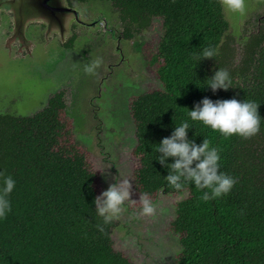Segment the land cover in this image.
<instances>
[{"label": "trees", "instance_id": "16d2710c", "mask_svg": "<svg viewBox=\"0 0 264 264\" xmlns=\"http://www.w3.org/2000/svg\"><path fill=\"white\" fill-rule=\"evenodd\" d=\"M111 1L127 25L163 19L153 57L161 86L136 96L130 108L139 160L135 189L149 198L187 193L170 223L180 245L172 264H264V28L241 49L234 36L223 39L229 22L222 0ZM209 46L215 57L199 62ZM218 68L229 70L232 85L213 93L205 80ZM204 97L256 101L260 131L225 137L191 121L187 113ZM184 120L193 126L189 138L198 144L207 138L220 150L221 170L237 178L227 195L205 201V190L191 182L177 191L165 180L155 144ZM87 157L59 94L34 116L0 119V171L16 180L12 211L0 218V264H134L114 244L113 221L97 228V174Z\"/></svg>", "mask_w": 264, "mask_h": 264}, {"label": "rangeland", "instance_id": "374dc122", "mask_svg": "<svg viewBox=\"0 0 264 264\" xmlns=\"http://www.w3.org/2000/svg\"><path fill=\"white\" fill-rule=\"evenodd\" d=\"M246 2H252V7L246 6L243 14H237L230 12L224 5V15L229 22V28L224 35L223 39L226 41L228 35L235 36L237 28L239 27V33H248V31L254 29L253 22L254 17L257 15L258 10L264 11V0H246ZM68 3V2H67ZM223 4V2H222ZM95 18L104 15L105 19L109 20V23L118 24L119 17L111 7L109 2L97 4L96 7L90 8ZM110 14V15H109ZM99 15V16H98ZM239 17V18H238ZM161 18H156L151 27L144 32L142 39L149 41L156 46V43L162 37ZM98 23V21H97ZM0 24H5L0 19ZM71 20L68 21L65 26L71 30ZM99 30L105 33V21L99 23ZM161 30V31H160ZM3 28L0 29V65H3V55H10L12 39L9 36L3 35ZM69 35V33H68ZM108 42H113V36H106ZM235 39V37H234ZM84 43V40L81 39ZM122 41H119L121 43ZM123 43H127L126 41ZM129 47H132V43L128 42ZM243 48V44L239 45ZM106 48L105 46H103ZM10 48V49H9ZM6 52V53H5ZM65 53L64 49L61 51L60 48H56L53 51L46 49L43 55L38 56L34 53L33 56L26 57L23 60V66H19L20 71H24L27 67L33 68L34 75H47L49 73L54 74L56 77L59 72L51 71L56 63L54 54L61 56ZM142 58V57H141ZM52 59V60H50ZM84 60V58H82ZM12 64H8L6 71L10 78L16 76L15 70L11 67ZM3 68V66H2ZM79 68V66H78ZM152 69V67H150ZM148 68V81L136 82L130 76L124 75L119 72L114 78V83L118 84L112 90L115 92L120 100L117 109L120 110L119 114L126 120V124L118 125L112 121L118 120L117 114L114 111V106L110 102H105L104 107L110 109L111 114L104 116L102 114H95L93 110H84L83 108L88 107V98L80 99V94H74L67 92V115L73 124V133L78 140L82 141L87 152V160L91 165V168L96 172V185L99 195L101 192L106 190L111 183H115L114 177L128 179L131 181L132 189L130 199L126 200L122 206L123 210L119 214L118 218L113 220V237L114 244L118 249L125 250V252L133 259L134 264H172V258L180 249L178 235L170 228V223L175 215V205L178 201L187 196V193L175 194L173 192H161L156 196L149 198L154 206L155 212L148 216L143 215L141 212L142 204L139 201L141 193L138 189H135L133 184V172L139 164L138 158L135 156L133 150L136 145L135 138V123L132 120L128 103L131 96L137 95L148 90H153L161 86L160 81L156 78V70H150ZM98 69V68H97ZM99 70V69H98ZM64 73L62 71L61 75ZM6 74V73H5ZM99 75V74H98ZM22 76V75H21ZM92 83L97 80L95 74H92ZM22 80L19 82L18 92L23 97L25 105L29 108V112L36 113L47 105L50 94L53 92L54 84L51 82L47 86L45 84L34 81L30 74L22 76ZM57 78V77H56ZM89 84H85V88ZM32 89H35L33 94ZM41 94L39 95V93ZM91 95V94H90ZM0 94V105L4 100ZM28 97V99H27ZM103 102V100H102ZM116 102V101H115ZM80 110L84 114L83 119L75 120L74 117L79 116L74 110ZM69 112V113H68ZM95 117H94V114ZM103 119V124L98 128V118ZM105 117V119H104ZM73 121H72V120ZM83 120V121H80ZM116 122H119L116 121ZM120 123V122H119ZM156 198V199H155ZM155 199V200H153Z\"/></svg>", "mask_w": 264, "mask_h": 264}, {"label": "flooded vegetation", "instance_id": "af4514ba", "mask_svg": "<svg viewBox=\"0 0 264 264\" xmlns=\"http://www.w3.org/2000/svg\"><path fill=\"white\" fill-rule=\"evenodd\" d=\"M67 2L70 10L67 11L68 16L66 18L68 21L71 20V30L60 25L61 22L57 14H45L41 20H39L31 13H25L26 11L24 10L19 9L21 13L18 14L16 7H13L10 0H0V19L2 22L5 21V24H0V29L3 28V35L11 37L13 42L11 43V53L13 57H10V55H3V65H0V94L3 96L1 100H4L0 105V119L8 116L18 117L19 119L34 116L43 111L49 105L50 99L58 94L63 99L64 110L67 115L66 93L72 92L74 94H80V99L84 97L88 98V107L87 109H83L93 110L97 116L98 114L104 116L111 114L110 109L104 107L105 102H110L112 107L114 106L115 108L114 111L120 123L116 122L118 120L112 122L118 125L126 124V120L122 118L119 114L120 110L117 109V105L119 104L117 100H120V98H118L119 96L117 97L112 90L118 85L114 83V78L119 72H122L124 75L132 77V79L138 83L144 82L145 80L148 81L150 77L147 71L148 68L152 67L153 70H156L155 75L159 80L157 76V66L153 64V57L157 51V43L159 41L156 43V46H154L155 44L153 45L152 43H147L149 41H144L142 36H144V32L151 27L156 18L163 19L160 16H152L150 24L147 26L145 25V27H139L133 23L127 25V23L123 22L119 9L111 0H67ZM104 2H109L111 7H113L114 11L118 14V24H110L109 20L105 19V13L98 18H95L96 16L92 14L90 8L96 7L97 4H102ZM249 3L250 7H252V2H246V6L249 5ZM257 12V15L253 19L254 29L248 31V33H240L238 37L239 27L237 28L238 32H236L234 36V43L239 48L240 44L245 45L253 34H257L258 31L264 28V11L258 10ZM101 21H105V33L98 29ZM162 28L163 22L161 23V29ZM109 33L110 36H113V42H108L106 39ZM81 39L84 40V43L81 42ZM119 41L122 42L119 43ZM123 41L127 43H123ZM128 42L132 43L133 48H128ZM47 48L52 51L53 48L54 50L60 48L61 51L63 49L65 51L62 56L61 54H59V56L54 54L56 63L51 71H61L59 75L56 76L57 78L53 77L55 75L52 73L47 75H34L33 68L31 69L30 67H27L24 71L19 70V66L16 62H18L20 66H23V60L26 57L33 56L34 53L38 56L43 55ZM97 57L102 59V63L98 67L99 70L96 69L95 72L97 80L92 83L91 79L93 76L84 71V66L85 64L91 63V61ZM82 58H84V60H82ZM8 64H12L13 66L11 67L17 73L14 78H10L6 71L5 66H8ZM152 69L150 68V70ZM62 71H64V73L61 75ZM27 74H30L31 78L36 82L43 84L47 82V86L51 82L55 83L47 105L36 113L29 112V108L25 105L23 97L18 92L17 85L23 79L22 76ZM86 83L89 84V86L85 88ZM32 91L34 94L35 89H32ZM142 93L140 92L137 95L131 96L133 98H131L128 103L133 121L134 117L131 113L130 106L132 100ZM40 94L41 92L39 95ZM80 106L82 105H79L78 108ZM76 111V114L79 116L74 117L72 114L68 113L75 120L83 119L84 114L79 112L82 111V109L80 110L79 108V110H74V112ZM98 120V128H101L100 125L103 124V119L99 117Z\"/></svg>", "mask_w": 264, "mask_h": 264}, {"label": "clouds", "instance_id": "9594fccd", "mask_svg": "<svg viewBox=\"0 0 264 264\" xmlns=\"http://www.w3.org/2000/svg\"><path fill=\"white\" fill-rule=\"evenodd\" d=\"M223 5L233 13L243 14L246 0H222ZM216 55L214 47L204 48L198 54L199 62L212 59ZM102 59L97 57L91 63L85 64L84 71L95 74ZM206 86L213 93L218 90L227 91L231 88L232 78L227 68H218L206 80ZM260 104L254 100L217 99L204 97L187 113L191 121L218 131L225 137L238 135L245 139L257 134L261 128L262 116ZM193 126L187 120L175 126L168 137L155 144L156 160L168 170L164 176L168 185L173 189L182 190L186 182H191L197 189L203 191L202 199H216L231 192L237 183V178L221 170V153L217 147L210 146L207 138L198 144L194 138H189V130ZM171 158V162H169ZM0 218L12 211L10 196L15 190L16 180L13 176H5L0 171ZM106 190L97 195L93 201L96 215L102 218V224L97 228L103 231V225L118 218L125 201L130 199L132 184L128 179L114 177ZM143 215H152L155 206L149 199L148 193H142L139 198Z\"/></svg>", "mask_w": 264, "mask_h": 264}, {"label": "water", "instance_id": "95a60500", "mask_svg": "<svg viewBox=\"0 0 264 264\" xmlns=\"http://www.w3.org/2000/svg\"><path fill=\"white\" fill-rule=\"evenodd\" d=\"M10 3L14 8L16 7L18 14L21 13L20 10H24L26 11L25 13H31L39 20H41L45 14H57L61 26H65L68 20L66 18L68 16L67 11L70 10V8L67 0H10Z\"/></svg>", "mask_w": 264, "mask_h": 264}]
</instances>
